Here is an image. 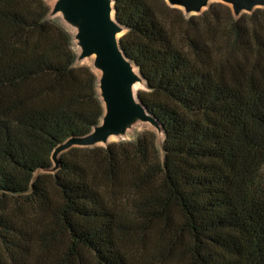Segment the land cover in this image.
<instances>
[{
    "label": "trees",
    "instance_id": "1",
    "mask_svg": "<svg viewBox=\"0 0 264 264\" xmlns=\"http://www.w3.org/2000/svg\"><path fill=\"white\" fill-rule=\"evenodd\" d=\"M163 140L73 147L104 113L44 0H0V264H264V7L112 0Z\"/></svg>",
    "mask_w": 264,
    "mask_h": 264
},
{
    "label": "water",
    "instance_id": "2",
    "mask_svg": "<svg viewBox=\"0 0 264 264\" xmlns=\"http://www.w3.org/2000/svg\"><path fill=\"white\" fill-rule=\"evenodd\" d=\"M169 6L181 8L186 14H199L209 1L228 5L234 16L264 7V0H164ZM61 13L70 23H78L76 36L79 58L94 56L93 65L100 72L98 90L104 115L101 123L83 137H72L55 148L51 160L58 165V155L66 150L86 148L105 143L110 135L124 132L137 118L155 122L134 96L132 86L140 77L132 74V64L125 58L119 40L122 28L116 23L112 0H57L52 14ZM136 98V100H135Z\"/></svg>",
    "mask_w": 264,
    "mask_h": 264
},
{
    "label": "rangeland",
    "instance_id": "3",
    "mask_svg": "<svg viewBox=\"0 0 264 264\" xmlns=\"http://www.w3.org/2000/svg\"><path fill=\"white\" fill-rule=\"evenodd\" d=\"M56 1L57 0H44L45 4L50 9V18L54 19L58 23H60L63 26V28L69 33V35H70V37L72 39L73 49H74V51L76 53V64L79 65V66L88 67L93 72V74L96 76L97 82H98L99 79H100V72L93 65L94 56H90V57L85 58V59H80L79 58L80 47L78 45V39L76 38V36H77V34L79 32L78 23H70V22H68L64 18V16L61 13H59V12H57L55 14H52V8H53V6H54ZM218 3H220V2L209 1L207 7L203 8L202 11L199 14H201L204 11H206L209 8V6H217ZM175 8H178V7H175ZM178 9L182 10L181 8H178ZM182 12L185 15H187V16H192V14L188 15L183 10H182ZM195 15H198V14H195ZM122 33L124 34V31H122ZM135 74L139 77L136 69H135ZM139 79L140 80L135 83L136 87L133 90L134 96H136L137 92L143 91L145 89L141 78H139ZM135 100H136V98H135ZM103 115H104V113H103ZM101 121H100V123H101ZM144 131L154 133L156 135L157 146L159 147L161 145L162 140H163V134H162L159 126L155 122L141 121V120H139L137 118H134L126 126V128L124 129L123 133L117 134V135H113L108 140H106L105 143H98V144H96L94 146H91V147H105L106 145L111 144V143L134 141L135 138L138 135H140L142 132H144ZM57 169H58V165L55 162L52 161V166H51L49 172L50 173H54Z\"/></svg>",
    "mask_w": 264,
    "mask_h": 264
},
{
    "label": "bare ground",
    "instance_id": "4",
    "mask_svg": "<svg viewBox=\"0 0 264 264\" xmlns=\"http://www.w3.org/2000/svg\"><path fill=\"white\" fill-rule=\"evenodd\" d=\"M132 74H135V69H134V67L132 66ZM135 84L132 86V89L134 90L135 89ZM113 135H110L108 138H107V140L110 138V137H112Z\"/></svg>",
    "mask_w": 264,
    "mask_h": 264
}]
</instances>
